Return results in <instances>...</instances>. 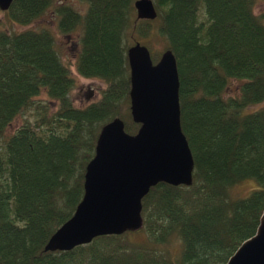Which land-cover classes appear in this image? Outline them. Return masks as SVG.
<instances>
[{
    "label": "trees",
    "instance_id": "obj_1",
    "mask_svg": "<svg viewBox=\"0 0 264 264\" xmlns=\"http://www.w3.org/2000/svg\"><path fill=\"white\" fill-rule=\"evenodd\" d=\"M83 1L85 15L68 6L57 15L63 34L82 28L77 73L106 84L84 108L73 106L74 79L50 31L0 30V140L16 117L37 111L33 123L0 143V264H227L255 235L264 210V108L245 113L264 102V11L254 14V0H153L157 18L136 22L135 0ZM54 2L14 0L4 14L28 26ZM152 23L176 58L193 183L151 188L136 233L44 252L82 199L101 128L120 118L128 134L139 129L130 114L126 53L129 39L147 38ZM231 80L234 96L226 93ZM42 94L56 102L51 117L37 100ZM245 180L259 189L232 198V187Z\"/></svg>",
    "mask_w": 264,
    "mask_h": 264
},
{
    "label": "water",
    "instance_id": "obj_2",
    "mask_svg": "<svg viewBox=\"0 0 264 264\" xmlns=\"http://www.w3.org/2000/svg\"><path fill=\"white\" fill-rule=\"evenodd\" d=\"M14 0H0V11ZM136 22L157 18L153 0H135ZM130 114L139 125L128 134L115 118L98 135L94 156L85 168L83 196L72 216L49 238L44 252H68L102 236L136 233L143 227L142 200L160 183L190 187L194 160L180 125L176 58L165 50L154 62L136 42L127 49ZM227 264H264V210L253 237Z\"/></svg>",
    "mask_w": 264,
    "mask_h": 264
},
{
    "label": "rangeland",
    "instance_id": "obj_3",
    "mask_svg": "<svg viewBox=\"0 0 264 264\" xmlns=\"http://www.w3.org/2000/svg\"><path fill=\"white\" fill-rule=\"evenodd\" d=\"M253 12L258 15L264 11V1L254 0ZM59 6H68L80 15H85L88 5L83 0H55L53 6L49 8L43 15L36 19L32 24L28 26H20L12 23L4 12H0V30H5L9 33H20L25 30H48L50 31L55 39L56 51L64 65L70 70L71 76L74 79V87L70 93L73 106L75 108H84L91 103L96 102L100 99L102 91L106 88L105 82L99 79H86L81 77L76 70L77 55L80 50L79 39L82 35V28L77 29L69 34H63L58 27L59 16L57 15V8ZM135 17H136V13ZM130 45L139 42L146 46L152 56L154 62H157L161 54L167 49V41L158 32V24L152 23L151 32L147 38H141L135 36L134 39L130 38ZM129 45V46H130ZM237 82L231 80L229 87L226 90L228 96H234L237 90ZM40 104L47 105V115L51 117L56 110V102H49L48 97L42 94L37 98ZM264 108V102L252 105L245 110V113H253ZM37 119V111L33 108L20 114L14 119V121L7 127L3 139L11 136L17 129L22 127L26 122L33 123ZM259 184L254 180H245L235 185L231 189L232 198H245L252 191L259 189ZM171 246V250H177L178 246L176 243Z\"/></svg>",
    "mask_w": 264,
    "mask_h": 264
}]
</instances>
